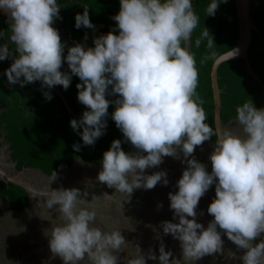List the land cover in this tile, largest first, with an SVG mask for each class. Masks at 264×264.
<instances>
[{"label":"clouds","instance_id":"clouds-1","mask_svg":"<svg viewBox=\"0 0 264 264\" xmlns=\"http://www.w3.org/2000/svg\"><path fill=\"white\" fill-rule=\"evenodd\" d=\"M221 3L227 0H211L207 16H214ZM60 8L58 0H0V11L10 25V35L0 32V40H8L0 44V61L13 57L6 69L9 84L23 87L40 81L42 88L60 85L67 90L72 75L78 76V100L88 110L70 124L81 135L83 145H94L105 134L111 103L115 105L111 118L124 141L139 150L125 151L121 140L115 139L103 154L96 179L129 197L134 190L153 189L159 182L167 186L166 171L147 174L146 170L161 165L167 156L180 159L182 152L181 162L187 167L177 181L178 191L169 193L170 209L178 222L163 221V234L179 240L187 264L222 253V232L243 250L242 264H264V239L255 242L264 234V108L252 101L237 106L239 132L214 131L205 122L204 101L196 93V60L182 46V41L191 40L199 23L192 0H120V10L112 17L116 27L95 37L94 46H71L66 56V43L53 26L55 19H62ZM88 9L84 7L75 16L77 29H95ZM209 33L206 28L197 46ZM9 45H14L11 51ZM208 47H212L211 41ZM65 60L70 73L61 71ZM44 96L53 98L51 91ZM108 96L118 98L109 100ZM212 136L216 141L209 172L193 153ZM73 147L80 151L79 144ZM4 176L0 172V179ZM56 179L54 171L50 186ZM213 184L215 198L207 209L213 219L205 227L197 221L196 209ZM42 195L47 197V207L59 213L60 223L44 233L54 256L63 264L85 260L88 264H118L116 253L127 243L124 236L121 231L108 233L94 226L95 210L78 207L82 196L78 188L53 189ZM0 202L11 205L9 200ZM9 239L13 251L18 239L13 235ZM159 252V264H170L172 254L163 245ZM22 254L35 257L25 251ZM143 257L136 264H146ZM149 258L156 260L157 256L152 253Z\"/></svg>","mask_w":264,"mask_h":264},{"label":"trees","instance_id":"trees-1","mask_svg":"<svg viewBox=\"0 0 264 264\" xmlns=\"http://www.w3.org/2000/svg\"><path fill=\"white\" fill-rule=\"evenodd\" d=\"M58 2L61 7L60 16L62 19H55L53 22L59 26V29L53 26L59 31L62 42L66 43L65 56L71 46L77 43L86 47L94 46L95 37L107 34L116 27V21L112 17L120 10V0H58ZM192 2L193 10L199 17L198 26L190 40L191 54L196 60L198 70L196 93L204 101L202 106L210 118V122L208 123L207 120L206 122L215 131V100L211 72L216 58L236 45L239 33L236 0H227V3H221L214 16H207L206 13V8L211 0H192ZM84 7L89 8V16L95 29L84 27L74 29L75 16L77 13H83ZM251 7L259 32H253L249 60L259 80L248 74V66L244 59L227 61L220 66L219 84L223 89L221 117L224 123L235 118L237 106L245 102L252 101L257 108H264V0H252ZM9 27L8 18H0V32L5 31L7 35H10ZM206 28L210 33L197 46L196 41L201 39V34ZM80 30L84 37L87 34V40L79 33ZM210 41L212 42L211 48L208 47ZM4 43H8L7 38L0 40V44ZM182 46L185 47L183 41ZM9 48L11 51L14 45H9ZM205 57L208 59L204 60ZM12 62V56L0 61V104L8 106V109L16 107L17 112L22 110L25 116L20 114L21 118H17L13 117L11 113L8 115L6 112L0 113V128L2 126L9 128L14 135L13 142L7 141V135L4 136L5 141L10 143V149H21V155L13 154L12 151V157L14 155L21 159L18 161L17 167L39 168L51 177L54 171L58 174L62 167H71L77 159H81L87 164H102L104 152L110 148L115 139L121 140V146L125 151L131 150L132 145L130 142L124 141L121 130L111 118V113L115 110V105L111 103L106 128V132H110L109 135L105 133L97 139L94 145H83L81 135L70 124L72 119L79 120L83 112L88 110L78 100L77 84L81 83L78 76L72 75L67 90L63 86L57 85L60 92L54 88L50 90L42 88L40 81L21 87L19 83L12 85L7 80L6 69L11 66ZM61 71L70 73L66 60L62 64ZM45 91H51L53 97L51 100L45 98ZM106 98L114 100L118 97L108 96ZM15 127H17L16 130ZM82 131L83 128H80L79 132ZM75 144L81 146L80 151L74 150L73 145ZM13 160L16 159L13 158ZM6 185L9 189L11 186H15L12 182H8ZM19 188L23 191L19 195L15 193V200L10 199L11 204H15L13 212L23 211L28 204V192L22 186Z\"/></svg>","mask_w":264,"mask_h":264},{"label":"crops","instance_id":"crops-1","mask_svg":"<svg viewBox=\"0 0 264 264\" xmlns=\"http://www.w3.org/2000/svg\"><path fill=\"white\" fill-rule=\"evenodd\" d=\"M206 122V121H205ZM207 123V122H206ZM223 130L231 129L234 132H239L240 129L238 125L235 123V118L231 119L228 123H224ZM6 134H4L5 136ZM216 137L212 136L209 140L205 141L203 145L197 146L193 156L200 162L206 164L207 169L211 172V161L209 159L210 154L213 152L215 148ZM5 143L2 139H0V143ZM9 148H10V143ZM5 147V144L3 145ZM2 148V147H1ZM12 155V150L9 149ZM139 150L135 149L132 146L131 150L128 152L136 153ZM146 155L147 153H143ZM180 159L173 158L171 156H167L164 158L163 163L155 168H150L146 170L147 174H153L157 171L164 170L167 172V178L169 183L167 186H164L162 182H159L153 189H136L132 193L131 197L126 194H122L118 191H115L113 188H108L106 184H101L96 177L99 172L102 170V164L92 163L87 164L83 162L81 159L75 160L71 167H62L57 174V179L53 181V183L49 184L50 176L41 171L39 168L35 170V172H31L30 179L32 181L27 183L29 185V193H28V210L23 214V211H20L21 214L26 216L22 221L19 220L21 227L23 228V233L19 236L18 245L13 247V251L19 254H22L23 251L27 252L35 263H47V264H63V260L59 256H54L49 248V240L48 237L45 236V230H48L52 227V225H56L60 223L59 213L56 212L55 209H49L46 204V199L43 192H51L53 189L60 188H70V177L69 171H75V167H79V162L82 161L88 167L91 165V168L88 169L92 174H89L85 171V176H81L82 178L79 182H82V186H85L91 192L87 195L88 199L93 198L95 192L91 190V188L98 183L99 191L104 190V195L100 198H97V202H100L105 207L106 202L105 199H108V195L113 198H109V203L112 204L109 208L112 209V221L108 222L109 226L105 232L111 233L113 231H121V234L124 238L127 237H135L137 238H147L145 242L144 252L146 251L145 256H141V258H147L150 255L151 250L158 252L155 250V246L163 245L165 251L170 252L171 261L176 262L177 260L174 258L175 254H181L180 242L179 240L173 238L171 234L164 235L163 228L161 227V223L163 221H173L178 222V218L174 219L173 211L170 209V200L169 193L178 191L177 181L181 178L183 171L187 167V164L182 163L183 159L182 152L180 153ZM15 161V160H14ZM18 164V161H16ZM16 164V167H17ZM95 166V168L93 167ZM9 169V164L5 160L3 154L0 153V172L7 171ZM79 169V168H78ZM30 170V169H28ZM97 170V172H96ZM5 173V172H3ZM71 173V172H70ZM79 173V172H78ZM80 174V173H79ZM28 176V175H27ZM6 178V176H4ZM34 181V182H33ZM77 184V181H74ZM36 184V186H35ZM33 186V187H32ZM77 186V185H76ZM53 188V189H52ZM32 193V194H31ZM31 195L33 196H41L40 198L31 201ZM215 198V184H213L210 189L205 193L203 197H201L197 211V221L203 223L205 227H207L210 220L213 219L211 215L208 214L207 209L210 203ZM114 199V201H113ZM87 201V200H86ZM88 202V201H87ZM90 202V200H89ZM32 203V205H31ZM162 204V207H158V205ZM83 206V205H81ZM86 206V204H85ZM88 207V206H87ZM90 209V208H89ZM96 212H98V208L95 207ZM203 212V215L200 213ZM130 217V218H128ZM104 219V217H100ZM191 219V217H190ZM99 216H97L95 225L96 227H101L98 222ZM104 222V221H102ZM131 222V225H129ZM14 225V223H12ZM146 224V227H145ZM3 222L0 219V228L2 230ZM140 225H144L143 227V236L140 234ZM8 228V227H7ZM120 228V229H119ZM9 229V228H8ZM4 230V228H3ZM151 233V234H150ZM12 238V235H9ZM159 239L163 242L159 244ZM222 239L224 241L222 253H217L215 255H209L203 257L201 260L197 261L196 264H227L224 256L228 254L231 247V241L227 238L226 234L222 232ZM263 237H258L255 241L259 243ZM127 244V243H126ZM16 245V244H15ZM120 254H124V248L122 246ZM21 252V253H20ZM160 253V252H159ZM51 256V257H50ZM214 256H217L218 259ZM50 257V258H49ZM222 257V259L220 258ZM52 261V263H51ZM86 261V260H85ZM238 263L242 264L241 260H237ZM84 263V261H82ZM183 264H187L184 261Z\"/></svg>","mask_w":264,"mask_h":264},{"label":"rangeland","instance_id":"rangeland-1","mask_svg":"<svg viewBox=\"0 0 264 264\" xmlns=\"http://www.w3.org/2000/svg\"><path fill=\"white\" fill-rule=\"evenodd\" d=\"M0 16L6 17L7 15L5 13H0ZM53 25L55 26L54 23H53ZM74 29H77V28L74 27ZM79 33L82 34V30H80ZM83 38H85L84 35H83ZM250 65H251V62H250ZM251 69H253L252 65H251ZM253 72H254V74H250V75L253 78L259 80V77H258L255 69H253ZM3 112H6L7 115L9 113H11V115L13 114V117L15 116L17 118L20 117V114L25 116V114H24V112L22 110L17 112L16 107H13L12 109H8V106H2V104H0V113H3ZM206 116H207V122L209 123L210 122V118H208V113H206ZM16 129H17V127H15V130ZM10 131H11V129L3 127V126L0 128V133L2 134L0 136V139H2L5 142V143H3V142L0 143V153L3 154V156L5 157V160L9 164V169L7 171H3V172H5V174L11 176L14 181H18V182H20V183H22L23 185L26 186L28 182L32 181L29 178L30 175H32L30 173L31 172H35V170L37 168H34V167H24V168L16 167V164H17L16 161H19V160L21 161V159L19 157H17V156L15 157L14 155L12 157L11 152L9 150L10 149L9 148V144H8V142L5 141V137H4V134H6L7 135V141L13 142L14 135ZM105 133H107V132H105ZM109 133H107V134L109 135ZM28 135H30V134H28ZM4 144H5V147H3ZM122 148L124 149V147H122ZM11 150L13 151V154L14 153H16L17 155H21L22 154L20 148H18V149L12 148ZM22 151L24 152V150H22ZM13 158L16 159V160L14 161ZM83 162L82 161L79 162V164H81L78 167L79 169L76 166L75 167V171H69L70 177L73 178L72 180L70 179V185H71L70 188H78L80 190L81 194H82V196H81V198H80V200L78 202V207L90 208V209H94V210H95V207L98 208V212H96V210H95L96 216H99L98 222L100 223L99 225L101 226L100 229L105 231V230L108 229V226H109L108 222L110 220L112 221V219H113L112 216H111L113 211H112L111 208H109V206H111L112 204H110L109 200H108L109 198H113V197L111 195L110 196L108 195L109 198L104 200L106 202L105 207L103 206L102 203L97 202V200H98L97 198H100L102 195H104L105 192H104V190H101V189L96 192V190H98L99 187H100L99 184L96 183L91 188V190L93 192H95V193H93L94 197L88 199L87 195H89L91 191L89 189H87L85 186H82V184H81L82 182H79V180L82 178L81 176H85L84 175L85 171H87L89 174H92L91 171L88 170V169L91 168V165L88 166V167H85L86 165ZM92 165H95V164L92 163ZM93 168L96 169L95 166ZM28 169H30V170H28ZM96 172H97V170H96ZM8 181H10V180L8 178H5V177L3 179H0V199L3 200V201H7V200L10 201V199L15 200V193H18V195H19L23 191L22 189L19 188L20 185L15 184L13 182H12V184H14L15 186H11V188L9 189L8 186L6 185L8 183ZM74 181H77V184L74 183ZM35 186H36V184H35ZM22 188H24L26 190V192L29 193V190L27 188H25L23 186H22ZM29 188H30V186H29ZM9 196H10V198H8ZM40 197L41 196H36V195L33 196V195H31V201L32 202H34V200L37 201V199L40 198ZM89 200H90V202H89ZM113 201H114V199H113ZM85 204H86V206H85ZM5 205H7V208L10 211L13 210V206L15 207V204L12 203L10 205V204H8V202L5 203ZM31 205H32V203H31ZM81 205H83V206H81ZM2 207H3V205H0V214H1L0 217L5 218L7 220L10 219V216L8 214L9 212H6L5 210L1 209ZM27 210H28V206L25 207V209L23 211V214ZM100 217H104V219H101ZM16 218H18L17 221L19 222V220L22 221L23 219H25L26 216L23 215V216H18ZM16 218L14 217L12 219L14 220ZM128 218H130V217H128ZM102 221H104V222H102ZM129 225H131V222H129ZM14 226L15 225H13V229H8V228H6V225H5L4 226L5 230H2V232H4V234H3L4 236H2V238H0V247H4L3 250H7V251H3L2 250V252H0V264H11V263H15L16 261L20 262V264H23V263L24 264H47V263H44V262L43 263H41V262L40 263L39 262L35 263V261H33V259H31V257H29L27 255H23V254H16V252L10 251V249H8V246H9L8 242L10 244V241H8L7 238L5 239L4 237H8L10 234L11 235L12 234H16L17 233V230H16L17 227L19 228V226H21V225H17L15 228H14ZM143 227H144V225H140V230L141 231H139V232H140V234L142 236H143V230H142ZM145 227H146V224H145ZM261 237L264 238V234H262ZM17 238H18V236L15 237V239H17ZM125 240H126L127 244L123 246L124 254H120L122 252L121 250L116 253L117 258H118V264H136V261L141 259L142 253L144 252L145 242H146L147 238H137V235H136V238L135 237L131 238L129 236V237L125 238ZM158 242L160 244L163 241L159 239ZM15 244L16 243L13 244L14 247L17 246V244L16 245ZM160 247L161 246H159V245L154 247L155 250L158 251V252H155L153 250H151V252H150V254L154 253L157 256V259L156 260H152V259L149 258V256H150L149 255L146 258V264H159L158 257L160 255V253H159ZM242 255H243V250L238 249L237 246L231 241L230 251L228 252V254L226 256H224V258H225V261H226L227 264H240V263L237 262V260H240V256H242ZM214 257H216L218 259L217 256H214ZM174 258L177 261L176 262L171 261L170 264H183L184 263V260L182 259V255L181 254H175ZM220 258L222 259V257H220ZM170 259H171V257H170ZM51 263H52V261H51ZM81 264H88V261L86 260V261H84V263L81 262Z\"/></svg>","mask_w":264,"mask_h":264},{"label":"water","instance_id":"water-1","mask_svg":"<svg viewBox=\"0 0 264 264\" xmlns=\"http://www.w3.org/2000/svg\"><path fill=\"white\" fill-rule=\"evenodd\" d=\"M252 0H236L237 6V14H238V21H239V33L238 39L236 41V45L233 49L221 54L218 58H216L213 67H212V87L214 93V118H215V127L216 129L223 130L224 124L221 117L222 111V93L223 89L220 87L219 84V68L220 66L227 61H236L238 59H244L248 66V73L254 74L253 69H251L250 61H249V50L252 44L253 32H259V29L256 25V22L253 18V9L251 7ZM0 13H4L0 11ZM0 18H8L7 16H0ZM56 28L59 29V26L55 24ZM185 47L191 53V41L185 42ZM54 88L60 92L58 86H54ZM61 94V93H60ZM65 101V98H64ZM70 113L72 110L70 106H68ZM6 178L10 180V182H14L20 186H23L27 189L29 187L23 185L18 181H14L13 178L7 174H5Z\"/></svg>","mask_w":264,"mask_h":264},{"label":"flooded vegetation","instance_id":"flooded-vegetation-1","mask_svg":"<svg viewBox=\"0 0 264 264\" xmlns=\"http://www.w3.org/2000/svg\"><path fill=\"white\" fill-rule=\"evenodd\" d=\"M0 205H3V207L1 208V209H3V210H5L6 212H9L8 214H9V216H10V219H5V218H1V220H2V222H3V225H2V230H3V228H4V230H5V225H6V228L8 227L9 229H13V224L12 223H14V228L17 226V225H20V222H18L17 221V219L18 218H16V217H18V216H21V214L19 215V213L18 212H13V210H8V208H7V205H5V203L4 202H0ZM1 215V214H0ZM23 216V215H22ZM16 218V219H12V218ZM16 220V221H15ZM18 222V223H17ZM2 230L0 229V234L2 235V234H4V232H2ZM17 233L16 234H12L13 235V237L15 238V237H17V236H21L22 235V233H23V228L21 227V226H19V228L17 227ZM4 236V235H3ZM2 238V237H1ZM5 239L7 238V239H9L10 237L8 236V237H4ZM9 240H12V239H9ZM8 249L10 248V246H11V242H10V244H9V242H8ZM4 249V247H0V252H2V250ZM3 251H7V250H3ZM21 253V252H20Z\"/></svg>","mask_w":264,"mask_h":264}]
</instances>
